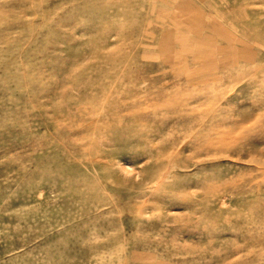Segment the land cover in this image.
I'll use <instances>...</instances> for the list:
<instances>
[{
	"label": "rangeland",
	"instance_id": "374dc122",
	"mask_svg": "<svg viewBox=\"0 0 264 264\" xmlns=\"http://www.w3.org/2000/svg\"><path fill=\"white\" fill-rule=\"evenodd\" d=\"M0 264H264V0H0Z\"/></svg>",
	"mask_w": 264,
	"mask_h": 264
}]
</instances>
